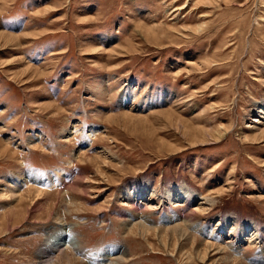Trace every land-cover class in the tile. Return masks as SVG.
<instances>
[{
    "label": "rangeland",
    "instance_id": "obj_1",
    "mask_svg": "<svg viewBox=\"0 0 264 264\" xmlns=\"http://www.w3.org/2000/svg\"><path fill=\"white\" fill-rule=\"evenodd\" d=\"M261 106L264 0H0V264H264Z\"/></svg>",
    "mask_w": 264,
    "mask_h": 264
},
{
    "label": "bare ground",
    "instance_id": "obj_2",
    "mask_svg": "<svg viewBox=\"0 0 264 264\" xmlns=\"http://www.w3.org/2000/svg\"><path fill=\"white\" fill-rule=\"evenodd\" d=\"M259 108H260V110H259L258 115L259 116L264 115V106H261ZM257 122L259 123V121H257ZM32 182H36L37 185H39L41 187H44V186L47 187V186H54L57 183V180L56 179L51 180V181L48 180L46 182V180L44 178L34 177L31 174H25L22 180L19 177L13 176L11 178V181H10V183L14 187H18V188H19V186L21 187V185H29ZM144 193H145L144 189H140V190L137 189L131 194H128V193L124 194V197H125L127 202L136 201L138 199V197L141 199V197H143ZM167 200L170 204H172L173 206H176V207H178V206L180 207L181 205H185V204L188 205V204L197 203L198 201H203V203H200L201 205L198 207V210L204 211V212L207 211L208 209H210L211 205L213 204V201H210L206 198L198 199L197 196L195 194H193L192 191H190V189L186 185H183L180 188L174 187L173 189L168 190ZM144 221H145V223L147 222L146 220H144ZM184 221H185V226L183 229H181V227L180 228L179 227L173 228L172 232H175V233L178 232L179 233V231H178L179 229H181L180 232H182L184 229L185 230L190 229V226L193 225V221L191 219H188V218H185ZM226 225L228 227H232V226H234V223H230L228 221ZM143 229L145 231H150V228L145 229V227H143ZM245 231H247V230H245ZM252 231H253V233L251 235H249L248 237L246 234L242 235L241 240H243L244 243L245 242H248V243H255L256 242L257 232L255 229H253ZM181 235H182V237H184L185 233H183ZM57 241L58 242L56 244L49 247V249L47 251L48 253H53V252L58 251L64 247H72L73 250H75L76 252L79 251V246H78L77 242L75 241V239L70 234L69 229L65 230V232L62 234V236ZM123 257H125V256L123 255Z\"/></svg>",
    "mask_w": 264,
    "mask_h": 264
},
{
    "label": "water",
    "instance_id": "obj_3",
    "mask_svg": "<svg viewBox=\"0 0 264 264\" xmlns=\"http://www.w3.org/2000/svg\"><path fill=\"white\" fill-rule=\"evenodd\" d=\"M110 250H112V249H110ZM109 251V250H108Z\"/></svg>",
    "mask_w": 264,
    "mask_h": 264
}]
</instances>
